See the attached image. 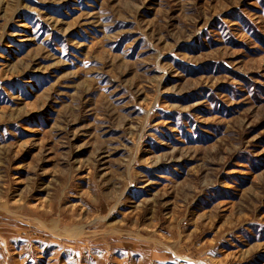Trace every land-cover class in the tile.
I'll return each mask as SVG.
<instances>
[{"label": "rangeland", "instance_id": "1", "mask_svg": "<svg viewBox=\"0 0 264 264\" xmlns=\"http://www.w3.org/2000/svg\"><path fill=\"white\" fill-rule=\"evenodd\" d=\"M0 264H264V0H0Z\"/></svg>", "mask_w": 264, "mask_h": 264}]
</instances>
